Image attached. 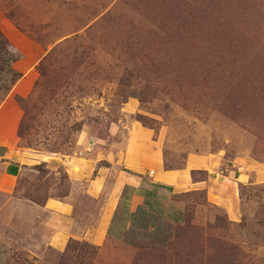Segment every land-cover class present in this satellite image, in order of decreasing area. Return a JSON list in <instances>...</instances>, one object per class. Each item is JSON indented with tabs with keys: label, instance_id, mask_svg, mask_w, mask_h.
Segmentation results:
<instances>
[{
	"label": "rangeland",
	"instance_id": "obj_1",
	"mask_svg": "<svg viewBox=\"0 0 264 264\" xmlns=\"http://www.w3.org/2000/svg\"><path fill=\"white\" fill-rule=\"evenodd\" d=\"M0 28L36 47L21 61L33 80L12 98L25 152L122 145L137 122L166 167L190 159L236 179L226 207L182 192L176 224L56 251L28 201L61 197L68 180L59 166L30 163L12 194L21 201L0 193V264H264V0H0ZM19 59L0 37V101Z\"/></svg>",
	"mask_w": 264,
	"mask_h": 264
},
{
	"label": "crops",
	"instance_id": "obj_2",
	"mask_svg": "<svg viewBox=\"0 0 264 264\" xmlns=\"http://www.w3.org/2000/svg\"><path fill=\"white\" fill-rule=\"evenodd\" d=\"M1 31L7 42L21 52L22 60L12 65L21 76L0 101V193L17 205L21 199L12 197L17 177L23 167L33 162L51 168L59 166L68 180L61 197H47L40 204L28 201L36 221L48 229L41 238L45 246L61 251L69 240L100 246L107 239L126 241L131 234L151 231L160 222L176 224L182 217V205L173 195L182 192L202 190L208 201L228 206L224 193L233 191V176L200 168L190 159L183 167H166L151 131L137 122L125 129L122 145L105 149L86 143L76 145L70 154L60 155L25 152L18 147V115L12 98L24 95L33 80L32 67H22V62L35 53L36 47L19 31ZM197 171H203L204 176L194 177ZM229 206L235 215L233 199ZM37 210L46 215L38 216ZM21 214L23 211L18 209L16 215Z\"/></svg>",
	"mask_w": 264,
	"mask_h": 264
},
{
	"label": "trees",
	"instance_id": "obj_3",
	"mask_svg": "<svg viewBox=\"0 0 264 264\" xmlns=\"http://www.w3.org/2000/svg\"><path fill=\"white\" fill-rule=\"evenodd\" d=\"M0 37H2L4 43L7 44V41H6L5 37H4L1 33H0ZM4 50H5V51H4V54H6V55H7V54L10 55L11 52H10L9 50H7V49H5V48H4ZM10 83H11V84L13 83V79L10 81ZM19 128H20V127L18 126V130H19ZM19 132H20V130H19Z\"/></svg>",
	"mask_w": 264,
	"mask_h": 264
}]
</instances>
